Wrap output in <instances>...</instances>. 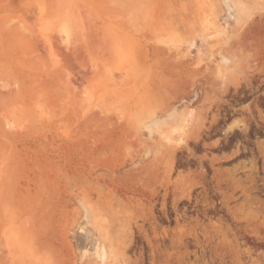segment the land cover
Masks as SVG:
<instances>
[{"label": "rangeland", "instance_id": "374dc122", "mask_svg": "<svg viewBox=\"0 0 264 264\" xmlns=\"http://www.w3.org/2000/svg\"><path fill=\"white\" fill-rule=\"evenodd\" d=\"M171 2L0 0V264H264V23L194 73Z\"/></svg>", "mask_w": 264, "mask_h": 264}, {"label": "bare ground", "instance_id": "6f19581e", "mask_svg": "<svg viewBox=\"0 0 264 264\" xmlns=\"http://www.w3.org/2000/svg\"><path fill=\"white\" fill-rule=\"evenodd\" d=\"M178 1L181 3V5L178 6L176 4V2H171V4H170L171 12L166 11L164 13L162 20L159 22L158 27L156 28V29H158V32L159 31H167V32H174V33L177 32V34L178 33H185V34L189 35L188 38L186 39V41L177 40L180 42H177L173 45H171L172 43L168 44L167 42L166 43L161 42L165 45V47H158V49L161 51L165 50L166 57L168 60H170L171 62L177 61L176 62L177 65L183 66L186 71H189V68H190L191 70L194 71V73H199V74L211 73L212 74L213 69H214L211 66L212 61H208L207 59L202 58V56L198 57V59L195 60L190 55V51L186 46L188 42H196L197 41V35L199 32L198 31L199 28L197 29V25L200 26V22L202 21V19H205V21L208 23L207 24L204 23V24L211 25V23H212L213 28L217 34L218 33H220V34L224 33L226 35V39H225L226 42L225 41L222 42L219 39L220 45L217 44V48L215 47L217 50L216 53L219 54V56L221 55L222 61L224 62V64L228 63V62L230 63V61H231V62H233L234 68L239 67V68H242L243 70H246L249 67V69H253L251 62H250L251 59L250 60L248 59V61L250 63L248 61L244 60L247 56L244 59H241V60L246 61L245 63H243V62L237 63V62L233 61V58L237 55V53L241 54V53L245 52L244 49H241L243 46V39L244 38L246 39L249 32H251V30H253V28L256 26V22H258V23L263 22L264 23V12H260L261 10L264 11V6L262 7V5H260V4H263L264 2L260 3L258 1L260 3L258 5H260V7L262 9L260 10V8H259L260 11L257 12V14L258 13L259 14L256 16L257 10L254 11L253 9H255L256 7L258 8V6H255V8H253L254 5H256V3L253 1V3H255V4L254 5L251 4V0L250 1L249 0H219V1L218 0H205L203 2L201 0H178ZM248 1L250 2L249 6H251V5L253 6V7H251L253 9H250V10H253L255 13L249 10V6L247 3ZM233 11L235 12V14L232 13ZM223 15L228 16L229 18H233V16H234V20H236L235 21L236 25L233 26L230 30L227 29L228 26L231 27V24L230 23H229L230 25L228 24V19L225 20L224 27H223L224 29H222L223 25L220 24V22L222 20ZM255 16H256V18L259 16L260 19L259 20L256 19ZM208 20L211 21L210 24H209ZM207 28L208 27L206 26V28H204V30ZM208 30H209V28H208ZM202 32H204V31H202ZM205 32H206V30H205ZM208 33H210V32H208ZM213 35H211V33H210V35L206 34V40L211 39ZM154 39H155V37H154ZM215 48H214V50H215ZM214 50H211V51H214ZM212 54H214V53H212ZM228 57H230V58H228ZM237 57H238V55H237ZM220 66L223 67V65H220ZM227 75H228V73H227ZM227 75L224 78H226ZM226 80H228V79L226 78ZM6 219H7V216H6ZM32 246H34V245H32ZM9 254H11V252Z\"/></svg>", "mask_w": 264, "mask_h": 264}]
</instances>
